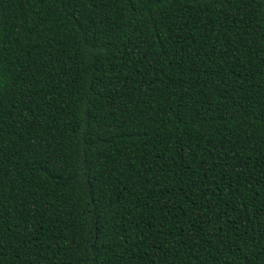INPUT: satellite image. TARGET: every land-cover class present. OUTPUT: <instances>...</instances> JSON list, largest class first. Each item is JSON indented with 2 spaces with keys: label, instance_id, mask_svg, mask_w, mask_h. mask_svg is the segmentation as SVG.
Here are the masks:
<instances>
[{
  "label": "trees",
  "instance_id": "1",
  "mask_svg": "<svg viewBox=\"0 0 264 264\" xmlns=\"http://www.w3.org/2000/svg\"><path fill=\"white\" fill-rule=\"evenodd\" d=\"M0 264H264V0H0Z\"/></svg>",
  "mask_w": 264,
  "mask_h": 264
}]
</instances>
